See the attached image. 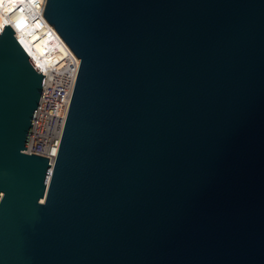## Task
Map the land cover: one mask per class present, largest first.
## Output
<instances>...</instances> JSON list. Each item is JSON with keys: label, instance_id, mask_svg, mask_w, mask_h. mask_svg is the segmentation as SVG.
I'll use <instances>...</instances> for the list:
<instances>
[{"label": "water", "instance_id": "95a60500", "mask_svg": "<svg viewBox=\"0 0 264 264\" xmlns=\"http://www.w3.org/2000/svg\"><path fill=\"white\" fill-rule=\"evenodd\" d=\"M80 61L53 167L44 76L0 33V264H264V0H46Z\"/></svg>", "mask_w": 264, "mask_h": 264}, {"label": "built area", "instance_id": "2783aa9c", "mask_svg": "<svg viewBox=\"0 0 264 264\" xmlns=\"http://www.w3.org/2000/svg\"><path fill=\"white\" fill-rule=\"evenodd\" d=\"M45 2L21 0L13 11L0 12L2 30L4 26L13 30L14 38L30 60L31 53L40 55L37 47L41 46L43 38L52 40L57 35L43 17ZM41 55L45 56L46 53ZM79 65L80 61L69 48L41 68L34 65L44 76V84L28 146L23 153L47 158L51 168L56 160Z\"/></svg>", "mask_w": 264, "mask_h": 264}, {"label": "bare ground", "instance_id": "6f19581e", "mask_svg": "<svg viewBox=\"0 0 264 264\" xmlns=\"http://www.w3.org/2000/svg\"><path fill=\"white\" fill-rule=\"evenodd\" d=\"M21 0H0V12L9 13L17 6V2ZM2 19H0V33L2 31ZM40 47H37L40 55L46 53L45 56H40L38 53H31V62L38 68H41L44 63L51 59L59 58L64 52L65 48H68L59 36L52 40L43 38L40 43Z\"/></svg>", "mask_w": 264, "mask_h": 264}]
</instances>
